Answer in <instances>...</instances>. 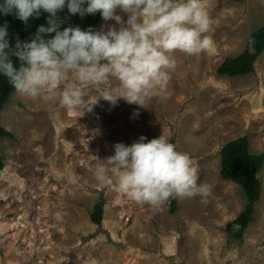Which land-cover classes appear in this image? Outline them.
<instances>
[{
  "label": "rangeland",
  "instance_id": "obj_1",
  "mask_svg": "<svg viewBox=\"0 0 264 264\" xmlns=\"http://www.w3.org/2000/svg\"><path fill=\"white\" fill-rule=\"evenodd\" d=\"M262 25L264 0H113L86 63L32 57L0 111V264H264V160L241 240L225 225L245 196L219 174L229 140L264 152V50L216 72ZM171 137L164 194L146 148Z\"/></svg>",
  "mask_w": 264,
  "mask_h": 264
},
{
  "label": "trees",
  "instance_id": "obj_2",
  "mask_svg": "<svg viewBox=\"0 0 264 264\" xmlns=\"http://www.w3.org/2000/svg\"><path fill=\"white\" fill-rule=\"evenodd\" d=\"M113 0H0V111L15 91L20 77L31 66L32 57L56 55L75 64L86 63L95 47V32ZM242 1V0H232ZM264 50V25L252 32L244 50L227 57L217 67V74L235 77L254 71V62ZM14 139L13 133L0 125L1 138ZM147 156L161 169L158 188L164 194L172 192L169 183L175 166L174 137L167 143L163 155L153 154L146 148ZM222 179L240 185L245 196L243 210L228 221L225 230L232 238L241 240L244 230L254 213V205L261 192L258 173L264 152L249 151L246 135L229 140L219 150ZM4 162L0 154V173ZM105 199L99 192L90 212V220L100 224ZM177 208V200H170V211Z\"/></svg>",
  "mask_w": 264,
  "mask_h": 264
},
{
  "label": "clouds",
  "instance_id": "obj_3",
  "mask_svg": "<svg viewBox=\"0 0 264 264\" xmlns=\"http://www.w3.org/2000/svg\"><path fill=\"white\" fill-rule=\"evenodd\" d=\"M95 38V37H94Z\"/></svg>",
  "mask_w": 264,
  "mask_h": 264
}]
</instances>
